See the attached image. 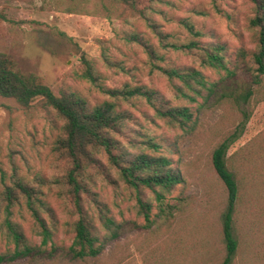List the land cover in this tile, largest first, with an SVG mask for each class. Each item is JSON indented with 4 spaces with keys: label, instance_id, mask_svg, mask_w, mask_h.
<instances>
[{
    "label": "rangeland",
    "instance_id": "rangeland-1",
    "mask_svg": "<svg viewBox=\"0 0 264 264\" xmlns=\"http://www.w3.org/2000/svg\"><path fill=\"white\" fill-rule=\"evenodd\" d=\"M135 2L142 7L147 0ZM125 7L121 0H0V52L11 57L22 73L39 77L55 94L75 92L90 104L105 98L79 77L78 56L83 53L103 86H144L170 105L190 107L195 124L183 133L155 118L141 99L118 101L120 109L132 116L129 131L160 143L182 183L164 194L162 202L155 201L149 191L142 193L141 199L150 203L149 224L127 189L98 183L95 190L120 231L96 258L83 261H70L66 255L69 223L75 219L72 208L70 213L58 189L44 188L43 200L54 226L51 242L45 252L2 264H222L227 191L213 170L211 152L233 131L238 137L228 148L227 165L238 181L239 194L232 213L237 249L231 264H264V79L256 85L250 75L251 4L247 0H163L156 14H151L170 41L190 39L183 25L189 21L202 34V41L225 49L228 70L234 74L202 70L213 92L206 101L198 99L190 105L173 97L165 78L150 70L143 50L123 37L139 31L163 54L165 61L160 65L195 66V62L160 49L143 23L124 24L120 16L127 13ZM59 126L58 119L37 104L25 108L0 97V168L7 174L13 168L26 180L56 174L51 148ZM15 219L26 237L38 244L37 229L28 215ZM50 246L56 249L54 254Z\"/></svg>",
    "mask_w": 264,
    "mask_h": 264
},
{
    "label": "trees",
    "instance_id": "trees-1",
    "mask_svg": "<svg viewBox=\"0 0 264 264\" xmlns=\"http://www.w3.org/2000/svg\"><path fill=\"white\" fill-rule=\"evenodd\" d=\"M247 1L252 9L248 25L254 36V49L248 53L250 75L253 83L258 85L261 78L264 79V0ZM121 2L127 11L120 16L124 24L133 26L137 22L143 23L160 49L180 53L195 62V66L160 65L165 61L163 54L143 40L139 31H131L123 37L126 43H135L143 50L150 70L165 78L175 99L190 105L198 99L206 101L210 97L213 88L202 70L226 72L229 76L234 74L228 70L224 47L202 41V34L189 21H183V25L190 39L184 43L170 41V35L164 33L151 18V14L157 12L156 6L163 4V0H147L142 7H137L135 0ZM78 59L82 66L79 77L97 88L105 97L101 101L90 104L70 91L55 94L39 77L22 73L11 57L0 52V97L13 99L25 108L37 104L50 111L60 122L51 148L54 168L58 170L56 174L26 180L13 168L9 174L0 168V264L45 252L51 242L54 226L50 209L43 200L44 188L58 189L70 213L72 208L75 219L69 223L71 240L66 255L70 261H83L96 258L106 242L116 239L120 231V224L95 190L98 183L115 190L120 186L127 189L146 224L150 222V203L141 199L142 193L149 191L155 201L162 202L164 194L182 183L180 172L163 154L160 143L147 135L129 131L132 116L120 109L118 101L141 99L155 118L183 133L190 132L195 124L190 107L170 105L155 90L144 86L107 88L83 53ZM104 59L109 63L107 57ZM237 137L236 131L229 133L211 152L213 170L227 191L222 228L226 256L222 264H231L237 249L231 222L239 185L227 165L228 148ZM23 213L37 229L38 244L26 237L15 219H22ZM42 214L50 222V227ZM49 252L54 254L56 249L50 246Z\"/></svg>",
    "mask_w": 264,
    "mask_h": 264
}]
</instances>
